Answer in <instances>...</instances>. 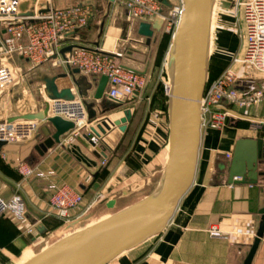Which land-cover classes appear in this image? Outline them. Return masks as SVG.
<instances>
[{
    "label": "crops",
    "instance_id": "crops-1",
    "mask_svg": "<svg viewBox=\"0 0 264 264\" xmlns=\"http://www.w3.org/2000/svg\"><path fill=\"white\" fill-rule=\"evenodd\" d=\"M31 1L37 11L75 4L90 5L93 15L88 24L72 33L63 42L64 47L71 43L97 46L99 42L98 46L113 53L119 64L146 75L151 71L152 62L141 60L137 50H129L128 53L119 51V39L123 41L122 45L130 41L133 47L143 43L145 48H153L168 34L165 29L162 31V25L160 30H155L153 39L148 43L147 38L137 31L140 22L130 16L124 5L115 1ZM168 1L171 5L183 3V0ZM163 7L168 9L170 6L163 4ZM234 25L233 19L226 17L225 24L216 35L214 32L213 36L212 32L208 76H218L233 63L236 56L242 54L244 38L242 36L240 50L235 33L238 29ZM236 25L241 29L243 24ZM109 36L114 39L112 48H106ZM172 39L171 36L166 59ZM54 57L40 64L22 56L14 57L13 63L22 70V76L20 82L0 93V121L44 108L48 97L43 78L67 72V66L57 65ZM233 65L240 76L237 86L241 91L264 89V74L243 64ZM80 77L85 78L81 84L83 90L88 82L92 83L93 87L87 89V100H94V91L101 76L80 71L76 78ZM58 84L60 88L71 86L75 96H79L71 76L59 79ZM164 98L156 118L150 117L147 102L141 105L125 101L118 106V102L107 96L95 100L100 119L109 117L116 120L124 116L125 109H132V118L127 122L125 131L113 126L99 138L98 146L106 156L98 155L89 139L88 128L96 126L97 121L88 124L81 134L67 132L44 155L35 148L46 139L41 130L30 141L2 146L0 197L10 199L14 194L21 195L27 207V221L21 224L11 213L0 214V264H23L59 240L42 245L51 232L80 223L92 209H96L101 217L86 226L107 218L110 214L102 215L105 212L115 209V213L157 189L169 157L168 96L165 94ZM104 109L107 111L103 112ZM238 112L240 117L223 128H202L193 184L180 200L164 231L122 253L109 264H264V235L252 260L247 263L261 222L260 211L264 208V177L259 176L255 184L228 181L229 165L237 140L264 139V100ZM50 128L54 130L52 126ZM228 153L231 157H227ZM21 164L29 165L34 172L24 176L19 171ZM260 169H264V164ZM62 184H68L83 194L82 203L70 212L68 219L59 217L48 201L53 187ZM110 200H115L113 208L107 206ZM32 225L35 230L28 233L27 228ZM214 227L221 232L220 236L211 235ZM17 258H21L18 263Z\"/></svg>",
    "mask_w": 264,
    "mask_h": 264
},
{
    "label": "water",
    "instance_id": "water-1",
    "mask_svg": "<svg viewBox=\"0 0 264 264\" xmlns=\"http://www.w3.org/2000/svg\"><path fill=\"white\" fill-rule=\"evenodd\" d=\"M160 1L166 6H171L168 0ZM214 1L183 0V13L168 51L167 63L171 80L168 94L169 157L157 189L130 206L110 214L107 218L64 236L37 252L23 264H109L122 253L164 231L180 200L193 184L197 168L202 136L200 101L208 79ZM87 2L91 3V0ZM20 12L22 15H35L33 1L22 2ZM162 25L161 19L153 24L141 21L137 31L150 43L155 30H160ZM73 46L74 44L64 47L61 54L64 55ZM77 74H80L79 68L67 65V72L45 76L43 82L48 99H74L75 94L71 86L60 88L58 84L59 79L71 76V82L78 87L79 96L85 97L89 121H97L96 126L91 127V131L99 138L113 126L125 131L127 122L132 118V109H125L123 117L111 120L109 117L100 119L95 108V100H102L105 96L108 76L100 77L94 91V100L89 101L87 89H91L93 85L88 82L83 90L81 84L85 78H76ZM118 103V106L124 104L123 101ZM106 111L107 109H104L103 112ZM48 112L49 102L45 101L42 110L8 119V121L16 118L43 121L41 132L45 134L46 139L35 147L41 155H44L55 143L60 142L61 137L74 128V122L61 116H48ZM5 144L6 142L0 141V149ZM95 148L98 155L106 156L99 146ZM262 164H264V139H238L229 165V183H257L259 176L264 177V169H260ZM114 205L115 200H110L107 204L110 208ZM260 213L261 222L247 263L252 260L264 235V208Z\"/></svg>",
    "mask_w": 264,
    "mask_h": 264
},
{
    "label": "built area",
    "instance_id": "built-area-1",
    "mask_svg": "<svg viewBox=\"0 0 264 264\" xmlns=\"http://www.w3.org/2000/svg\"><path fill=\"white\" fill-rule=\"evenodd\" d=\"M124 5L130 16L139 22L153 23L161 19L165 32L173 37L183 13V3L173 4L167 10L160 0H114ZM23 0H0V93L20 82L22 70L13 63L15 56H22L35 64L43 63L55 55V63L79 68L80 71L96 76L107 75L105 96L119 102L136 96L148 82L147 75L119 64L115 55L99 46L74 44L64 55L63 42L77 29L88 24L93 10L88 4H75L63 8L49 7L45 11L36 10L35 15H22ZM245 21L242 54L233 59L264 74V0H241ZM72 44V43H71ZM70 44V45H71ZM228 65L216 78L206 82L201 97V127L220 129L231 120L240 117L241 108L250 107L264 100V89L241 91L237 84L240 76L234 65ZM169 77L164 83L165 94L170 92ZM48 116H61L74 122L72 134L82 133L92 122L89 121L85 99L78 96L71 100L48 99ZM160 111L156 112V117ZM42 120L16 118L0 121V141L24 143L32 140L41 130ZM89 139L98 146L99 137L88 128ZM231 157V154H227ZM105 162V161H104ZM19 171L24 176L34 171L27 164H21ZM48 201L59 217L68 219L70 212L83 201L82 192L68 184L54 186ZM11 213L21 224L27 221V207L23 197L14 194L10 199L0 197V214ZM34 225L27 228L33 233ZM211 235L221 232L212 228Z\"/></svg>",
    "mask_w": 264,
    "mask_h": 264
},
{
    "label": "rangeland",
    "instance_id": "rangeland-1",
    "mask_svg": "<svg viewBox=\"0 0 264 264\" xmlns=\"http://www.w3.org/2000/svg\"><path fill=\"white\" fill-rule=\"evenodd\" d=\"M239 1L241 0H215L214 8H213V28L211 33L214 32L215 35L217 31L221 28L222 24H225L226 17L233 19V24H243L241 29L242 32H240V28L235 27L238 29L236 33L237 38V44L240 47V50L243 45V38H244V17H243V10L242 6L239 5ZM167 10V9H165ZM117 25H125V24H117ZM237 26V25H236ZM164 30V27L162 31ZM120 32V31H119ZM123 33L121 34L120 38H122ZM243 36V38H242ZM171 39V34H167V36H163L161 39V42L158 43L153 48H145L143 46V43H140L139 45H136V47H133L130 41L126 42L124 45L123 41L119 39V45L117 46L119 51H123L125 53H128L129 50H137L139 51V56L141 60L152 62L151 71L147 75V85L134 97L128 99L126 102H137L139 104H143L145 102L149 105L150 110V117L156 118V112L159 111L160 107L163 104L165 90H164V83L167 81L169 77V69H168V63L165 58L166 55V49L168 47L169 40ZM114 44V39L109 36L106 42V48H112ZM240 56V55H239ZM19 67V66H17ZM143 67V66H141ZM55 71V70H54ZM115 209L110 210L107 213L112 214ZM96 209H92L89 214L86 215V217H83L80 223H77L75 225H71L70 227H63L59 231H53L49 234V236L46 238V240L42 243V245H49L52 242L56 241L57 239H61L69 232H74L76 229L84 227L88 225L89 223L93 221H97L101 215L97 214ZM93 212L95 214H93ZM92 215H91V214ZM68 235V234H67ZM19 259L17 258V263L19 262Z\"/></svg>",
    "mask_w": 264,
    "mask_h": 264
},
{
    "label": "trees",
    "instance_id": "trees-1",
    "mask_svg": "<svg viewBox=\"0 0 264 264\" xmlns=\"http://www.w3.org/2000/svg\"><path fill=\"white\" fill-rule=\"evenodd\" d=\"M224 67H226V66H224ZM224 67H223V68H224ZM216 77H217V75L214 76V75H211V74H210V75L208 76V81H210V80H212V79H214V78H216ZM164 100H165V98H164ZM164 100H163V103H164ZM118 105H119V104H118ZM162 105H163V104H162Z\"/></svg>",
    "mask_w": 264,
    "mask_h": 264
},
{
    "label": "bare ground",
    "instance_id": "bare-ground-1",
    "mask_svg": "<svg viewBox=\"0 0 264 264\" xmlns=\"http://www.w3.org/2000/svg\"><path fill=\"white\" fill-rule=\"evenodd\" d=\"M214 4H215V1H214ZM213 8H214V6H213ZM212 16H213V12H212ZM211 23H212V21H211ZM212 31V30H211ZM211 35H212V33H211ZM210 42H211V36H210ZM169 84H170V86H171V80H170V78H169Z\"/></svg>",
    "mask_w": 264,
    "mask_h": 264
}]
</instances>
